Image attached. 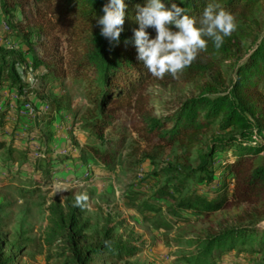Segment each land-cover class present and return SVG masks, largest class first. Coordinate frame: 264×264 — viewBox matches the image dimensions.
I'll return each instance as SVG.
<instances>
[{
	"label": "trees",
	"instance_id": "16d2710c",
	"mask_svg": "<svg viewBox=\"0 0 264 264\" xmlns=\"http://www.w3.org/2000/svg\"><path fill=\"white\" fill-rule=\"evenodd\" d=\"M174 2L198 18L210 0ZM214 2L234 17L235 29L223 45L216 49L209 41L206 50L198 52L175 78L169 74L156 78L137 59L133 39L138 28L137 6H143L144 0H125L124 31L118 44L103 38L97 24L107 0H0V16L8 28L4 32L0 26V91L10 85L18 98L38 94L24 81L28 70L39 72L37 86L42 89L74 75L88 86L94 107L85 128L98 145L87 146L85 155L109 170L117 150L106 132L108 136L116 134L118 128L133 132L148 149H175L184 156L178 167L165 169L167 181L177 184V194L169 187L158 191V198L171 202L166 208L168 215L188 222L183 218L185 212L208 221L219 212L242 208L237 216L212 222L198 237L187 241L192 251L185 264H217L235 251L264 252V166L254 164L264 152V0ZM17 10L23 20L14 24ZM147 31L155 37L154 29ZM11 38L26 50L6 45ZM36 47L42 55H37ZM176 84L191 85L192 94L166 97L155 91ZM8 115V111H0V152L8 156L7 162L27 164L31 148L16 159L14 139L7 145L6 134L15 138L6 131ZM17 125L22 127L19 120ZM218 152L227 155L217 166ZM79 159L84 160V156ZM33 163L38 173L44 166L47 170L51 167L43 159ZM217 170L227 174L231 189L225 183L212 195L194 190L181 196L196 178L200 183L218 184ZM48 213L44 245L63 264H94L105 255L121 259L138 251L131 243H113L108 227L86 235L83 207L75 206V199L52 203ZM166 228L172 230V225ZM6 247L0 231V264H14L16 255L8 253Z\"/></svg>",
	"mask_w": 264,
	"mask_h": 264
},
{
	"label": "rangeland",
	"instance_id": "374dc122",
	"mask_svg": "<svg viewBox=\"0 0 264 264\" xmlns=\"http://www.w3.org/2000/svg\"><path fill=\"white\" fill-rule=\"evenodd\" d=\"M13 15L12 23L23 20L20 10ZM4 24L1 15L0 26ZM32 39L37 43V37ZM16 43L11 38L6 45L26 50ZM36 53L42 55V50L36 47ZM37 75L38 72L28 70L24 77L29 87L38 91L29 99L16 97L17 92L10 85L0 91V111H8L10 119L6 131L15 135V138L5 135L7 145L14 139L16 159L20 152L31 148L27 164L7 162L8 156L0 152V231L7 242L6 251L16 255L14 264L64 263L44 245L48 209L54 202L75 199L80 194L88 197L82 202L86 235L108 227L113 243H131L138 249L121 259L105 255L94 264H185V257L192 251L187 241L198 237L210 223L233 218L242 211L240 208L219 212L208 221L185 212L183 218L188 222L168 215L166 208L171 202L158 198V191L169 187L177 194V184L167 181L165 169L178 167L183 154L175 149L162 152L148 149L135 133L118 128L114 135L108 136L106 132L108 141L116 143L112 148L117 150V156L111 169H105L92 156L84 154L87 146L98 145L95 136L85 128L94 114L86 83L69 74L60 83L52 82L42 89L37 86ZM155 91L166 97H181L192 94L193 87L176 84ZM26 103L40 109L38 114L22 115ZM17 120L21 128L14 126ZM82 155L84 160L79 159ZM192 155L195 158L197 150ZM217 155L218 166L227 154ZM34 159H43L51 167L47 170L44 166L38 173ZM254 164L264 166V152ZM215 180L218 184L209 185L196 178L181 196L194 190L212 195L225 183L232 188V181L222 170H217ZM158 209H162L160 213L156 212ZM167 224L172 225V230L166 228ZM217 264H264V252L260 249L231 252Z\"/></svg>",
	"mask_w": 264,
	"mask_h": 264
},
{
	"label": "clouds",
	"instance_id": "9594fccd",
	"mask_svg": "<svg viewBox=\"0 0 264 264\" xmlns=\"http://www.w3.org/2000/svg\"><path fill=\"white\" fill-rule=\"evenodd\" d=\"M125 9V0H107L103 15L97 18L100 35L110 43H119L124 31ZM186 11L174 0H144L143 6H137L134 45L137 59L151 76L163 78L169 74L175 78L193 62L198 52L206 50L209 41L219 49L235 29L233 15L214 0L206 4L198 18ZM149 28L155 30L154 38L147 31ZM87 199L86 194L77 195L75 206H81Z\"/></svg>",
	"mask_w": 264,
	"mask_h": 264
},
{
	"label": "built area",
	"instance_id": "2783aa9c",
	"mask_svg": "<svg viewBox=\"0 0 264 264\" xmlns=\"http://www.w3.org/2000/svg\"><path fill=\"white\" fill-rule=\"evenodd\" d=\"M3 31L6 32L8 31V28L6 27V25H3ZM9 44V43H8ZM30 65L27 63L25 65V68H29ZM40 111V109L35 108V106H33L31 103H26L21 111V114L24 116H35L36 114H38V112Z\"/></svg>",
	"mask_w": 264,
	"mask_h": 264
},
{
	"label": "crops",
	"instance_id": "0c3cea01",
	"mask_svg": "<svg viewBox=\"0 0 264 264\" xmlns=\"http://www.w3.org/2000/svg\"><path fill=\"white\" fill-rule=\"evenodd\" d=\"M39 73V72H38Z\"/></svg>",
	"mask_w": 264,
	"mask_h": 264
}]
</instances>
